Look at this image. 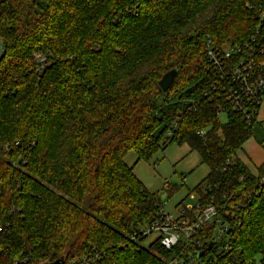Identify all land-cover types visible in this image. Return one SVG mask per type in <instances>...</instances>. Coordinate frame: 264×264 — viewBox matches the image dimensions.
I'll return each mask as SVG.
<instances>
[{
  "label": "trees",
  "instance_id": "16d2710c",
  "mask_svg": "<svg viewBox=\"0 0 264 264\" xmlns=\"http://www.w3.org/2000/svg\"><path fill=\"white\" fill-rule=\"evenodd\" d=\"M263 4L0 0V264H167L177 248L132 237L163 207L126 159L169 142L199 153L197 200L229 226L201 263L264 264V163L255 174L237 156L264 129L231 109L222 122L205 94L208 39L262 36Z\"/></svg>",
  "mask_w": 264,
  "mask_h": 264
},
{
  "label": "built area",
  "instance_id": "2783aa9c",
  "mask_svg": "<svg viewBox=\"0 0 264 264\" xmlns=\"http://www.w3.org/2000/svg\"><path fill=\"white\" fill-rule=\"evenodd\" d=\"M259 12L260 20L264 22V4L259 7ZM263 35L242 43L234 41L220 46L208 39L206 70L209 90L205 94L208 100L218 102L220 115H226L231 109L249 122L257 119L264 101V76L260 73V67L264 65L260 61L264 55ZM214 223L218 224L217 228L209 236L205 226L211 227ZM228 228V224L220 218L216 205H201L197 200L194 206L183 205L177 216L162 208L153 221L142 226L132 237L148 239L155 236L154 240H158L163 247L177 248L178 255L168 260L167 264H202L200 252L210 243L218 244ZM95 257L83 255L73 264H95Z\"/></svg>",
  "mask_w": 264,
  "mask_h": 264
},
{
  "label": "rangeland",
  "instance_id": "374dc122",
  "mask_svg": "<svg viewBox=\"0 0 264 264\" xmlns=\"http://www.w3.org/2000/svg\"><path fill=\"white\" fill-rule=\"evenodd\" d=\"M220 118L222 122L227 120L226 115ZM126 160L129 165L135 166V173L146 188L159 193L163 209L175 216L183 205L194 206L197 203L195 187L209 171L208 166L201 163L199 153L191 151L187 143L169 142L165 149L148 161H137L135 153L129 154ZM154 239L155 236H150L144 244L149 245Z\"/></svg>",
  "mask_w": 264,
  "mask_h": 264
},
{
  "label": "crops",
  "instance_id": "0c3cea01",
  "mask_svg": "<svg viewBox=\"0 0 264 264\" xmlns=\"http://www.w3.org/2000/svg\"><path fill=\"white\" fill-rule=\"evenodd\" d=\"M257 122L260 124V128L264 129V101L260 108ZM258 138L251 137L245 142L243 148L237 152L238 158L255 174L257 173V168L264 163V142L260 143Z\"/></svg>",
  "mask_w": 264,
  "mask_h": 264
},
{
  "label": "water",
  "instance_id": "95a60500",
  "mask_svg": "<svg viewBox=\"0 0 264 264\" xmlns=\"http://www.w3.org/2000/svg\"><path fill=\"white\" fill-rule=\"evenodd\" d=\"M178 74V70L177 69H172L170 71H168L160 80L159 84L160 87L163 91H167L171 85L173 84L176 76ZM213 246V243H210L209 248H211ZM205 251L200 252L199 256L203 255ZM65 263V258L62 257L59 260H57L56 262H54L53 264H64Z\"/></svg>",
  "mask_w": 264,
  "mask_h": 264
}]
</instances>
